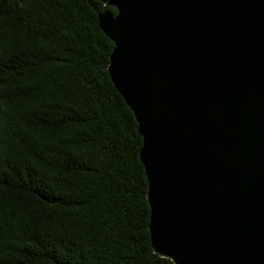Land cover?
Masks as SVG:
<instances>
[{
	"label": "water",
	"instance_id": "95a60500",
	"mask_svg": "<svg viewBox=\"0 0 264 264\" xmlns=\"http://www.w3.org/2000/svg\"><path fill=\"white\" fill-rule=\"evenodd\" d=\"M142 136L148 230L173 264H264V0H101Z\"/></svg>",
	"mask_w": 264,
	"mask_h": 264
},
{
	"label": "trees",
	"instance_id": "16d2710c",
	"mask_svg": "<svg viewBox=\"0 0 264 264\" xmlns=\"http://www.w3.org/2000/svg\"><path fill=\"white\" fill-rule=\"evenodd\" d=\"M101 0H0V264H173Z\"/></svg>",
	"mask_w": 264,
	"mask_h": 264
}]
</instances>
